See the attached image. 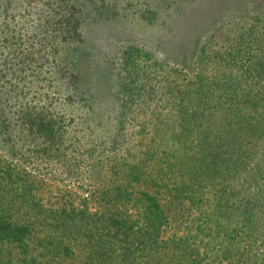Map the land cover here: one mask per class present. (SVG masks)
Wrapping results in <instances>:
<instances>
[{
	"label": "rangeland",
	"instance_id": "374dc122",
	"mask_svg": "<svg viewBox=\"0 0 264 264\" xmlns=\"http://www.w3.org/2000/svg\"><path fill=\"white\" fill-rule=\"evenodd\" d=\"M6 1L0 104L10 81L21 105L45 108L56 97L53 111L72 116L69 135L80 137L76 147L44 153L40 134L0 132V211L28 223L35 264H84L45 252L83 248L88 239L101 250L117 244L110 264L177 257L170 250L163 257L166 243L145 257L137 240L143 223L134 216L141 206H111L107 197L117 187L157 198L167 243L182 238L199 252L208 248L211 264H264V0H41L53 3L49 18L11 3L5 16ZM72 5L84 9L78 23L66 25L62 8ZM181 41L190 50L175 54ZM219 86L235 88V109ZM65 87L76 95L66 99ZM225 119L238 122L231 130ZM134 166L140 176L129 170ZM247 199L258 207L250 220ZM125 209L128 230L118 237L128 238L134 254L123 263L125 242L111 235ZM1 247L6 253L7 244Z\"/></svg>",
	"mask_w": 264,
	"mask_h": 264
},
{
	"label": "trees",
	"instance_id": "16d2710c",
	"mask_svg": "<svg viewBox=\"0 0 264 264\" xmlns=\"http://www.w3.org/2000/svg\"><path fill=\"white\" fill-rule=\"evenodd\" d=\"M13 0H7L3 5H1L2 8H4V15L6 16V8H8L9 4H13L15 7L21 8V10H24V12L36 15L38 13H43L47 18L51 15L52 12H54V9L52 8L53 3L51 1H47L48 3L41 2L42 6L38 3L41 0H16L15 3L12 2ZM90 4L92 1L96 0H89ZM39 4V7H38ZM47 4H51V6H47ZM60 4V1H58V5ZM46 5V8L44 6ZM67 10L66 7L63 6L62 10H65V13H67L65 17L66 25H70V23L74 20L76 23H78L81 19L79 15V9H76L74 5L70 6ZM84 9V8H82ZM81 9V10H82ZM84 11V10H83ZM20 12V11H19ZM40 16V15H39ZM46 20V19H45ZM202 26V25H201ZM70 30L67 33V38H71L72 42L76 41L74 39L75 36H77V28L75 26L69 28ZM201 27L199 25L194 26L193 30H200ZM195 33H199L197 31H194ZM193 33V32H192ZM74 34V35H73ZM199 35V34H198ZM72 36V37H71ZM79 41V40H77ZM185 41V40H184ZM184 41L176 45L174 48V53L177 54L178 51H188L194 47V43L190 39V45L186 46ZM185 51V52H186ZM12 74V73H11ZM15 73H13L14 76ZM74 75V74H72ZM12 76V77H13ZM16 77V75H15ZM69 84V83H68ZM6 94L8 97H6L3 101V103L0 104V121H1V128L0 132H2L7 138H11L12 134L14 132H20L23 133L24 131H27L28 135H31L32 133H37L42 135V137L45 138V142L42 145H37V147H41L42 151L45 152H53L58 151L59 148H56L54 150L49 149V147H76V140L80 137L76 134H73L72 136L69 135L70 132L68 131L69 126L71 125V122L74 120L72 116L69 118L65 116L63 113L59 111H53L54 109V101L57 100L53 97H51L48 104H46V109L43 107V105H34L32 106L30 103H25L23 105L19 104L17 100L15 99V95L18 94V85L16 83L10 81L8 84H6ZM52 86V85H51ZM56 90L52 89V93L55 95H58L59 92L57 90L60 88V86L54 85ZM53 86V87H54ZM26 85L24 86L25 89ZM226 86L221 87L219 86V89L222 90L224 93L221 95H229L227 96V100L230 104L233 105L237 104L238 102H234L236 91L235 88H231L233 91L226 90ZM63 90V87L61 88ZM64 92V91H63ZM66 92V99H69L70 97L75 96L73 91L70 90V88L65 87ZM200 92V89L198 90ZM50 91H48L47 96H50ZM28 94V91L25 93ZM227 94V95H226ZM59 99V98H58ZM8 100V102H6ZM65 100V98H64ZM47 103V102H46ZM213 106L212 104H210ZM263 106V105H261ZM69 114V113H67ZM261 119H264V115L260 114ZM69 120V122L67 121ZM66 121V122H65ZM227 125L231 127V130L234 128L232 124L237 123L238 121L234 120H228L225 119ZM234 132L237 133V129L234 130ZM231 133H228L230 135ZM64 138L65 140V146H64ZM233 139V138H232ZM232 141H235L233 139ZM50 142V143H49ZM63 142V143H62ZM62 145V146H61ZM30 147V145L28 146ZM35 147V146H34ZM218 148V147H217ZM40 151V149L38 150ZM89 153V151H87ZM65 154H67L65 152ZM90 154V153H89ZM218 155V151H216L215 155L213 157H216ZM141 168V167H140ZM129 170L134 172L137 176L141 175V171L139 170V167H132ZM7 172H5L6 174ZM9 177L10 174L8 175ZM2 176H0L1 178ZM2 179H5V177H2ZM12 180L10 181V183ZM0 181V185H1ZM118 191L114 193L111 197H107V202L111 206H117L119 203L127 204L128 201H134L135 204H139L140 210L135 213L134 216L139 217V220H141V223H143V232L141 233V237L137 238L139 240L143 250V254L147 259L150 257H153L152 255L154 253H157L158 243H166L163 245V252L162 255L165 257V254L170 250L171 254L176 255L177 257H169L170 259H165L163 264H211L209 263L210 260L208 259V255L205 254V252L208 250V248L204 249V251H197L194 247H189L188 243L181 242L182 238H175L171 242L167 243V241L164 239H160V234L162 231L163 225L167 222V217L160 206L157 198L154 195L149 194L148 192H141L139 197H134L132 193L124 192L123 189H119L117 187ZM108 193L105 194V197ZM262 197V196H261ZM264 198V197H263ZM255 200H246V208L250 212L244 213V219L250 220L252 214V210H254L256 204L252 203ZM262 205L259 209L263 210L264 212V203L260 202ZM255 207V208H254ZM123 214V215H122ZM121 213H116L117 217L114 219L116 228L114 233L111 235L114 239L119 240L120 242H125V245L122 247L119 245L120 249H122L119 257V261L125 262L131 255L134 254V249L132 250L131 247L126 244L128 242V238L126 237H118L119 234L123 233V228L127 227L128 230V223L130 221V215L127 213V210L125 209ZM247 230H244V233L247 234ZM119 231V232H118ZM218 235L219 231H215ZM243 232V231H242ZM81 234V233H79ZM82 235V234H81ZM32 230L30 229L28 223L20 222L19 220H15L12 218V215H8L7 213H3L0 211V264H35L32 255V251L38 246H32L31 240H32ZM90 237V236H89ZM92 239H88L86 244H83V248L81 246L74 247L73 245H59L55 248V250L50 251L49 248L48 252L52 256H57L58 258L67 259L68 257H76L81 260L84 264H110V260L114 258V254L116 252V245H111L110 248H107L106 250L99 249L98 246H95L93 242H91ZM34 241V240H33ZM264 241V240H262ZM39 242V241H38ZM91 242V243H90ZM261 243V242H260ZM7 244V252L3 253V249L1 246ZM35 245H41L43 248H46L47 245L43 243H36ZM260 245V244H259ZM52 252V253H51ZM244 253V250L241 251ZM264 252L263 250L259 251V253ZM170 255V254H169ZM134 260V259H133ZM32 261V262H30Z\"/></svg>",
	"mask_w": 264,
	"mask_h": 264
}]
</instances>
